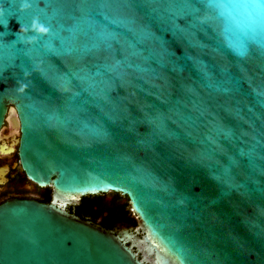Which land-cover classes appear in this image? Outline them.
I'll return each instance as SVG.
<instances>
[{"label": "water", "instance_id": "obj_1", "mask_svg": "<svg viewBox=\"0 0 264 264\" xmlns=\"http://www.w3.org/2000/svg\"><path fill=\"white\" fill-rule=\"evenodd\" d=\"M244 0H0V130L48 203L0 204V264H264V30ZM127 196L123 236L67 211Z\"/></svg>", "mask_w": 264, "mask_h": 264}, {"label": "flooded vegetation", "instance_id": "obj_2", "mask_svg": "<svg viewBox=\"0 0 264 264\" xmlns=\"http://www.w3.org/2000/svg\"><path fill=\"white\" fill-rule=\"evenodd\" d=\"M18 138V133L12 130L5 121L0 130V204L13 198L48 203L52 195L51 187L38 186L28 179L21 168L17 153ZM82 219L100 227L97 221L90 218ZM124 229V227L118 226L109 231L118 236H123L125 235Z\"/></svg>", "mask_w": 264, "mask_h": 264}, {"label": "trees", "instance_id": "obj_3", "mask_svg": "<svg viewBox=\"0 0 264 264\" xmlns=\"http://www.w3.org/2000/svg\"><path fill=\"white\" fill-rule=\"evenodd\" d=\"M67 211L97 221L105 230L118 226L133 230L136 226V217L129 210L127 196L115 192L85 195L79 203L68 205Z\"/></svg>", "mask_w": 264, "mask_h": 264}, {"label": "clouds", "instance_id": "obj_4", "mask_svg": "<svg viewBox=\"0 0 264 264\" xmlns=\"http://www.w3.org/2000/svg\"><path fill=\"white\" fill-rule=\"evenodd\" d=\"M225 2H227V0H225ZM244 4L248 8H255L257 13H259L261 8H264V0H244ZM244 25L250 33L255 31L257 35H259L260 32L264 30V24H262L259 14L255 15L251 20H245Z\"/></svg>", "mask_w": 264, "mask_h": 264}, {"label": "rangeland", "instance_id": "obj_5", "mask_svg": "<svg viewBox=\"0 0 264 264\" xmlns=\"http://www.w3.org/2000/svg\"><path fill=\"white\" fill-rule=\"evenodd\" d=\"M129 231H131V230H129Z\"/></svg>", "mask_w": 264, "mask_h": 264}]
</instances>
